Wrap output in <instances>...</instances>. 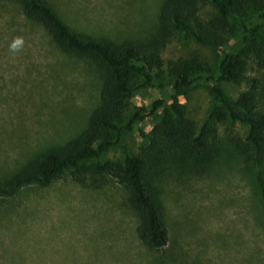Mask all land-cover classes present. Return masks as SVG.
Instances as JSON below:
<instances>
[{"label": "rangeland", "instance_id": "obj_1", "mask_svg": "<svg viewBox=\"0 0 264 264\" xmlns=\"http://www.w3.org/2000/svg\"><path fill=\"white\" fill-rule=\"evenodd\" d=\"M43 1L75 32L146 42L157 34L163 0ZM213 13L209 1L200 5L201 18ZM241 18L247 25L259 22L264 38V19L257 11L247 9ZM15 38L23 45L13 53L9 45ZM236 40L237 35L228 44L240 49ZM161 55L164 61L199 59L215 74L222 53L177 35ZM248 75L260 78L258 106L264 112V78L254 62ZM172 82L163 72L154 86L134 91L131 104L148 110L154 100L169 99ZM211 85L201 80L178 96L197 130L220 104ZM100 86L90 59L62 52L16 3L0 0V181L78 135L98 104ZM220 86L231 100L245 89L244 83ZM157 119L146 118L100 159L142 153L147 137L138 129L150 135ZM215 128L207 158L163 145L146 161L168 229L163 250H149L136 236L138 217L127 189L111 179L101 187L82 186L65 174L45 187L30 186L0 199V264H264V206L257 182L264 161L234 145L235 138L245 140L246 124L227 120Z\"/></svg>", "mask_w": 264, "mask_h": 264}, {"label": "trees", "instance_id": "obj_2", "mask_svg": "<svg viewBox=\"0 0 264 264\" xmlns=\"http://www.w3.org/2000/svg\"><path fill=\"white\" fill-rule=\"evenodd\" d=\"M10 1L18 5L27 20L40 24L62 52L90 59L100 73L101 86L98 104L82 131L28 160L20 170L0 181V199L11 198L30 186L45 187L65 174L87 187H101L111 179L130 194L138 217L135 227L138 239L149 250L159 252L169 240L168 229L146 165L157 149L163 145L180 146L188 153H203L202 157L207 158L209 139L215 137V123L230 120L248 126L245 140L234 139L237 150L244 153L253 150L255 160L264 161V112L258 106L260 78L248 75L250 63L254 62L264 78V38L259 22L247 25L241 18L242 13L252 8L258 12V19H264V0H163L158 11L157 34L146 42L94 38L71 29L46 1ZM208 1L214 13L203 19L200 5ZM177 35L221 49L216 73L211 74L208 64L199 59L179 56L164 61L161 52ZM236 35V41L242 45L240 49L228 44ZM163 72L173 81L169 99L154 100L148 110L132 105L131 94L154 86V79ZM201 80L212 84L210 92L220 104L212 106L197 130L178 96ZM220 82L244 83L245 89L231 100ZM153 115H158V119L150 135L138 129L142 138L147 137L142 153H126L122 159H100L109 148L122 145L126 133ZM257 182L264 206L261 172L257 174Z\"/></svg>", "mask_w": 264, "mask_h": 264}, {"label": "clouds", "instance_id": "obj_3", "mask_svg": "<svg viewBox=\"0 0 264 264\" xmlns=\"http://www.w3.org/2000/svg\"><path fill=\"white\" fill-rule=\"evenodd\" d=\"M23 45V40L21 38H15L9 45L10 51L15 53L18 51Z\"/></svg>", "mask_w": 264, "mask_h": 264}, {"label": "crops", "instance_id": "obj_4", "mask_svg": "<svg viewBox=\"0 0 264 264\" xmlns=\"http://www.w3.org/2000/svg\"><path fill=\"white\" fill-rule=\"evenodd\" d=\"M74 182V181H73ZM76 183V182H75ZM116 183V182H115ZM119 185V184H118ZM137 236V235H136Z\"/></svg>", "mask_w": 264, "mask_h": 264}]
</instances>
